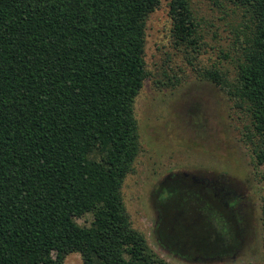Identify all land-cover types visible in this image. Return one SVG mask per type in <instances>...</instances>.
<instances>
[{"label":"trees","instance_id":"16d2710c","mask_svg":"<svg viewBox=\"0 0 264 264\" xmlns=\"http://www.w3.org/2000/svg\"><path fill=\"white\" fill-rule=\"evenodd\" d=\"M224 1L245 17L236 75L216 66L198 74L250 116L243 136L261 167L264 0ZM161 3L0 0V264H64L75 252L83 264H174L134 227L123 194L141 151L136 100L154 78L147 21ZM169 5L176 46L196 69L202 39L191 0ZM88 213L91 224L80 225ZM229 219L222 208L208 216L224 255L240 245Z\"/></svg>","mask_w":264,"mask_h":264},{"label":"rangeland","instance_id":"374dc122","mask_svg":"<svg viewBox=\"0 0 264 264\" xmlns=\"http://www.w3.org/2000/svg\"><path fill=\"white\" fill-rule=\"evenodd\" d=\"M170 2L162 0L147 21L146 60L154 78L145 81L136 100L141 151L124 183L125 203L134 227L174 264H264V165H255L252 146L243 136L250 116L198 74L202 67L216 66L235 77L243 11L224 0H191L202 39L195 69L184 48L176 46ZM178 77L182 81L177 87L160 88L154 82L155 78L175 82ZM170 173L184 175L162 196L165 228L175 231L166 238L188 258L171 255L153 235L157 217L153 189ZM190 177L206 187L194 186ZM229 205L237 206L242 218ZM221 208L240 242L225 255L221 238L208 221ZM93 219L88 213L77 222L88 226ZM198 253L207 256L195 258ZM64 264H83L82 255L71 253Z\"/></svg>","mask_w":264,"mask_h":264},{"label":"flooded vegetation","instance_id":"af4514ba","mask_svg":"<svg viewBox=\"0 0 264 264\" xmlns=\"http://www.w3.org/2000/svg\"><path fill=\"white\" fill-rule=\"evenodd\" d=\"M184 174L183 173H170L169 175H167L161 182L158 183V185H156L153 189V194H152V199H153V205H154V209L156 210L157 213V217L155 219V223H154V228L153 231H155L158 236L156 238V240L158 241V245L161 246L162 248L165 249H169V234H173V232H175L171 226L170 227H166L165 228V223L167 221L166 217L167 215L165 213H167V210H165V202L166 200L162 198L163 194L167 192V190L173 189V183L176 182L180 177H182ZM187 175V174H185ZM188 177V175H187ZM191 182H193L194 186L195 184L198 185L197 182H195L191 177ZM172 187V188H171ZM198 187H206V185L204 184H199ZM216 194V193H215ZM217 195V194H216ZM166 235L169 238H166ZM170 254H172L170 252ZM175 256H181L184 258H187L188 256H184V253L181 254H172ZM203 258L204 254H196L195 258ZM191 258V257H190Z\"/></svg>","mask_w":264,"mask_h":264}]
</instances>
